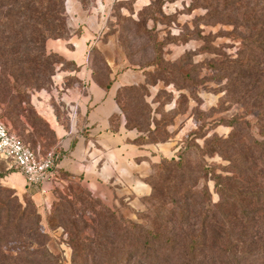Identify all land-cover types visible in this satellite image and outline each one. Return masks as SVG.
Instances as JSON below:
<instances>
[{
	"label": "rangeland",
	"instance_id": "rangeland-1",
	"mask_svg": "<svg viewBox=\"0 0 264 264\" xmlns=\"http://www.w3.org/2000/svg\"><path fill=\"white\" fill-rule=\"evenodd\" d=\"M63 6L66 35L47 41L46 62L38 20L49 13L56 25L58 0H46L44 12L0 0V122L41 155L58 153L43 114L50 105L62 113L61 102L88 95L71 60L85 42L95 83L108 89L130 72L131 84L117 98L144 143L172 150L152 164L150 195L136 208L95 195L67 174L42 201L2 163L0 264L226 261L242 232L264 225V0H63ZM14 51L22 52L20 72L7 66ZM217 177L231 180L226 196ZM190 186L200 198L186 192ZM26 210L37 212L39 227L20 222ZM151 223L175 241H152L159 250L153 262L141 255L146 240L132 228ZM251 252L242 264H264V239Z\"/></svg>",
	"mask_w": 264,
	"mask_h": 264
},
{
	"label": "crops",
	"instance_id": "crops-1",
	"mask_svg": "<svg viewBox=\"0 0 264 264\" xmlns=\"http://www.w3.org/2000/svg\"><path fill=\"white\" fill-rule=\"evenodd\" d=\"M84 43L79 42L71 60L78 65L77 74L88 95L78 102H61L62 113L50 105L43 114L59 140L58 177H79L95 195L110 202L127 203L131 208L140 207L142 199L151 192L146 178L152 164L167 157L171 144H166L170 148L158 150L144 143L145 135L133 126L132 114L123 108L125 102L117 98L119 90L131 84L130 72L115 78L110 88L100 87L86 61ZM23 192L28 189L25 187ZM35 195L42 201L46 199Z\"/></svg>",
	"mask_w": 264,
	"mask_h": 264
},
{
	"label": "trees",
	"instance_id": "trees-1",
	"mask_svg": "<svg viewBox=\"0 0 264 264\" xmlns=\"http://www.w3.org/2000/svg\"><path fill=\"white\" fill-rule=\"evenodd\" d=\"M4 1L7 2V4H9L11 6L21 5V8H25L27 6L32 7L34 5H40L43 12L45 10L44 5L46 4V0H4ZM58 3H59V7H58V11H57V16H56V25L50 24V22H49L50 14L49 13H44L43 17L38 20V21H40V24L43 25V27H44L40 43L42 45H44L43 57L46 60V62H48V59H49V56L46 52L47 41L51 40V39H61V38H64V36L66 35V19H65L63 0H58ZM23 11H27V10H23ZM21 55H22L21 51H14L13 58L11 59L10 63L7 64V66H9L12 70H14V72H20V70L22 69L18 63L19 57ZM46 77H47V75L45 76V78ZM233 125H235V124H233ZM180 159H181V163H182L183 158H180ZM174 162L175 161H173V163ZM177 165H180V163H178ZM7 171L10 173L13 172L11 170H7ZM248 172L251 175V173H252L251 170H248ZM217 178L220 181V182H217V184H216L217 191L221 195V197L224 195L226 196L227 193L229 192V185L227 182H229L231 180L228 181V179H224L222 177H217ZM186 192L192 195V199L194 198V196L197 198H200V194L196 191L195 186H190V188L186 189ZM154 193L156 194V189H154ZM153 199L154 198H152V200ZM196 205H197L198 209H200L201 207H203V208L207 207V206H203V204H198V203H196ZM208 209H209V207H208ZM27 210L22 212L21 215L23 217L20 220V222L29 219L30 221L33 222L32 225H34L35 227H39L40 217L37 214V212H31L28 216ZM252 221L255 222V220H252ZM257 223H258L257 230H252L251 232L245 231V232H242L240 234L241 238H239L237 240L238 241L237 246L235 247L234 250H230V251L226 252L225 257L227 260L221 261L220 264H242L241 260L246 258L244 256H249L250 254H252L251 251H253L255 249V246L257 244H260L261 241L264 239V230L262 228L264 225L261 222H257ZM257 223L255 222V225L252 223L253 224L252 227H256ZM0 226H1V224H0ZM132 228L137 229V231L140 234L142 241L146 240V242H141L142 244L140 245V253L146 259H150V262L155 261L156 257L158 256V253H159V250L156 249L153 246V244L151 243L152 241L155 243H160V242L165 241L166 244H168V245L175 243V241L170 236H168L166 234L162 235V234L154 232L152 230V223L149 224L147 227H140L139 225L132 224ZM126 229H128V224L126 225ZM180 235H181V233H180ZM240 246H244L242 248H245V250L241 252L242 248ZM159 258H160V256H159ZM159 258H157V259H159Z\"/></svg>",
	"mask_w": 264,
	"mask_h": 264
},
{
	"label": "built area",
	"instance_id": "built-area-1",
	"mask_svg": "<svg viewBox=\"0 0 264 264\" xmlns=\"http://www.w3.org/2000/svg\"><path fill=\"white\" fill-rule=\"evenodd\" d=\"M59 158L56 152L41 155L0 122V165L4 163L6 170L21 173L28 186L35 187L43 197L55 190Z\"/></svg>",
	"mask_w": 264,
	"mask_h": 264
}]
</instances>
